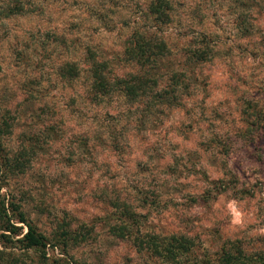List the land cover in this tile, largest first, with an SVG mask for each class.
Listing matches in <instances>:
<instances>
[{
    "label": "rangeland",
    "instance_id": "obj_1",
    "mask_svg": "<svg viewBox=\"0 0 264 264\" xmlns=\"http://www.w3.org/2000/svg\"><path fill=\"white\" fill-rule=\"evenodd\" d=\"M170 1L162 35L172 68L190 37L203 33L210 51L181 105L150 110L114 96L92 103L82 71L85 45L112 72L131 69L122 44L143 24L147 0H0V112L12 124L5 143L37 148L31 167L8 179L9 192L23 191L22 208L44 234L86 229L75 245L45 247L49 258L157 264L100 219L111 202H125L144 230L190 235L192 258H215L226 239L264 264V128L246 129L242 111L248 101L264 107V0ZM69 61L79 67L73 79L58 75ZM214 135L221 143L211 148Z\"/></svg>",
    "mask_w": 264,
    "mask_h": 264
},
{
    "label": "trees",
    "instance_id": "obj_2",
    "mask_svg": "<svg viewBox=\"0 0 264 264\" xmlns=\"http://www.w3.org/2000/svg\"><path fill=\"white\" fill-rule=\"evenodd\" d=\"M171 9L170 0H147L142 5L140 19L143 24L132 27L122 44L121 57L129 63L130 70L120 74L112 72L105 58L98 56L91 47L84 46L83 63L86 66L82 71L85 72L86 99L96 104L113 96L127 102L141 100L150 110L152 107L181 105L183 95H186L190 86L188 79L193 73V67L201 65L210 50L203 33H199L196 38L190 37L187 43L180 46L181 57L176 60L177 66L172 68L173 61H169L171 49L162 35L164 28L171 21ZM78 74L79 67L73 61L62 63L58 70V75L66 79H73ZM247 103V107L242 109L249 117L246 129L264 128V124L259 122L264 121V107L253 108L249 101ZM11 125L0 112V264H29L24 258L33 264L28 257L31 253L37 256L36 262H45L46 259L53 264H70L45 256L44 249L50 244L61 249L68 242L75 245L84 237L81 229H86L78 225L74 230L51 229L49 234H44L29 217V213L22 208L23 203H27V200L23 201L21 198L23 191L19 192L20 196L17 197L9 192L8 179L28 170L37 151L35 144L30 141H23L14 148H8L4 135L11 131ZM206 141L211 144V148L221 143L215 135ZM3 187L6 189L1 192ZM208 193L204 190L200 194L202 200L210 197ZM41 203L38 202V205L41 206ZM111 203L116 210H104V215L100 218L109 235L130 240L137 252L153 258L154 263L263 264L261 254L251 251L244 253L238 246H231L229 242L227 248L226 239L217 248L215 258L203 253L192 258L191 251L195 242L190 235L178 231H146L137 224L140 216L128 204ZM58 222L57 225L64 223L63 220ZM187 260L192 262L188 263Z\"/></svg>",
    "mask_w": 264,
    "mask_h": 264
}]
</instances>
